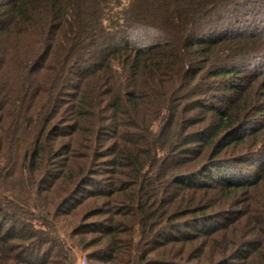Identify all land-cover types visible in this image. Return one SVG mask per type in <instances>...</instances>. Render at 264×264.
Returning <instances> with one entry per match:
<instances>
[{
  "label": "trees",
  "instance_id": "obj_1",
  "mask_svg": "<svg viewBox=\"0 0 264 264\" xmlns=\"http://www.w3.org/2000/svg\"><path fill=\"white\" fill-rule=\"evenodd\" d=\"M159 1L0 0V264H264L263 40Z\"/></svg>",
  "mask_w": 264,
  "mask_h": 264
},
{
  "label": "rangeland",
  "instance_id": "obj_2",
  "mask_svg": "<svg viewBox=\"0 0 264 264\" xmlns=\"http://www.w3.org/2000/svg\"><path fill=\"white\" fill-rule=\"evenodd\" d=\"M136 1L134 10L141 11L142 1L140 0H114L113 7L116 6V12L113 13V21L117 23L115 26L117 30L120 28L121 19L123 18L122 11L125 8L130 7V5ZM159 1V0H158ZM162 1V0H160ZM160 1L158 3H160ZM237 4L228 9L227 13L223 16L224 22H229L228 19L232 18L235 24L233 27L242 35H256V38H262V43H264V0H236ZM143 11V10H142ZM117 13V14H116ZM236 17L237 20H236ZM222 19V18H221ZM113 21H108L107 23H113ZM229 27L227 24L223 27ZM156 32H134L132 34L130 42L133 43L136 47L144 46L150 44L151 41L158 39L156 37ZM122 41V40H120ZM247 41V40H246ZM249 69L255 68L256 66H261L264 68V46H260L258 51L252 54V57L246 62ZM82 259V264H83ZM91 264V263H89ZM98 264V263H95Z\"/></svg>",
  "mask_w": 264,
  "mask_h": 264
},
{
  "label": "built area",
  "instance_id": "obj_3",
  "mask_svg": "<svg viewBox=\"0 0 264 264\" xmlns=\"http://www.w3.org/2000/svg\"><path fill=\"white\" fill-rule=\"evenodd\" d=\"M83 264H86V262H85V261H83Z\"/></svg>",
  "mask_w": 264,
  "mask_h": 264
}]
</instances>
